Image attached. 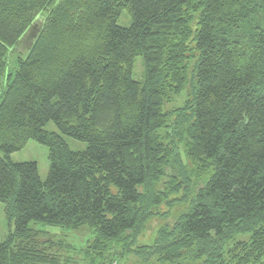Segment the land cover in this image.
I'll use <instances>...</instances> for the list:
<instances>
[{"label": "trees", "instance_id": "1", "mask_svg": "<svg viewBox=\"0 0 264 264\" xmlns=\"http://www.w3.org/2000/svg\"><path fill=\"white\" fill-rule=\"evenodd\" d=\"M176 138L204 178L170 229L136 244L189 186ZM28 140L47 147L44 179L10 159ZM0 202L13 224L0 264H59L31 222L90 229L85 264H260L264 0H0Z\"/></svg>", "mask_w": 264, "mask_h": 264}, {"label": "rangeland", "instance_id": "2", "mask_svg": "<svg viewBox=\"0 0 264 264\" xmlns=\"http://www.w3.org/2000/svg\"><path fill=\"white\" fill-rule=\"evenodd\" d=\"M129 18L126 17V13L120 16L118 20L119 25L126 26L128 25ZM32 38L26 36L19 42L17 47V51L19 53H25L28 47L30 46V41ZM191 68L189 69V71ZM143 73V66L140 58H137L133 64V74L135 79H140ZM189 78L191 79V74L189 73ZM190 84L188 82L186 88L184 89L182 96L175 102V105H179L183 99H185L190 92ZM166 107H170L167 105ZM46 130L55 131L59 133L53 123L49 122L45 126ZM66 141L67 145L70 149L78 151L85 149L86 144L84 142H80L69 138L67 136H62ZM178 141V150L182 157V164H184L185 170L182 175H184V179L189 181V186L184 188L183 185H180L177 188V191L170 193L168 199L172 206H168L169 204H164L159 207V213H163L162 215H155L153 216L145 225V229L140 232L138 237V241L136 244H150L156 235L157 230L162 226H168L169 229L172 225L173 221L176 218V215L179 214L185 207H186V200L185 202H181L184 198V192L190 191V187L194 184L199 182L200 179L204 178L202 175V171H199L196 166L186 157L184 156L183 146L181 145V139L176 138ZM47 147L38 143L35 140H28L27 143L23 146L22 149L13 152L10 155V159L13 162H23V161H34L38 166L39 176L41 179H44L48 172L49 162L47 158ZM172 174L175 173L173 168ZM30 227L33 228V231L39 232L41 234V242L48 239L47 244H53L51 252L55 253L56 256L59 258V264L61 262H65L66 264H85L84 257H83V250L87 246V244L91 241L93 232L86 227L78 230H61L57 227L46 225L44 226L38 222H31L29 224ZM13 224L10 223L6 214L3 209V204L0 202V243L3 242L9 231L12 230ZM237 239H247V236H238ZM61 242V244H58ZM140 258L136 255L129 254L126 258H117L112 257L110 263L111 264H149V263H142ZM152 262V261H151ZM154 264V263H153ZM260 264H264V259Z\"/></svg>", "mask_w": 264, "mask_h": 264}]
</instances>
